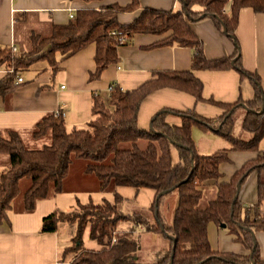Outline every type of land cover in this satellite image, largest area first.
<instances>
[{"label":"trees","instance_id":"trees-1","mask_svg":"<svg viewBox=\"0 0 264 264\" xmlns=\"http://www.w3.org/2000/svg\"><path fill=\"white\" fill-rule=\"evenodd\" d=\"M243 7L264 13V0H183L177 10L142 7L139 0H128L124 5L113 1L96 8L77 9L67 23L55 25L47 37L33 35V46L27 52L15 53L11 47L0 46V65L8 68L0 79V96L13 90L18 71L34 60L47 61L56 70L58 61L92 42L95 69L91 78L118 60L117 46L127 43L135 33L162 36L150 46L176 44L193 52L189 69L156 70L152 78L133 89L113 84L106 98L94 94L91 118L84 127L67 130L61 111L43 117L33 135L41 137L50 132V144L27 149L15 130L0 134V153L9 158L8 165L0 170V220L7 218L19 193L21 178L30 181L23 192L22 204L25 210H31L35 201L47 197L51 190L62 191L73 160L82 159L84 173L96 178L99 190H113L117 185L135 190L147 187L154 190V198L147 208L127 210L120 207L124 198L113 191L111 200L78 202L69 210L56 209L43 216L41 232L60 228L69 231L70 243L61 255L63 264H264V256L253 237L256 231L264 232V213L259 207L264 200V181L258 178L253 217L238 199L237 189L250 172L264 170V151L259 150V141L264 137V91L258 74L242 66L235 36L238 13ZM139 8L130 21L117 19L118 13ZM201 14L211 17L218 30L234 41L231 56L204 55L202 41L190 26V21L200 19ZM113 30L124 34L126 40L120 43ZM229 67H234L240 78L249 79L254 90L251 99L220 102L208 98L224 109L217 118L201 116L195 109L167 107L155 113L151 128L137 126L140 103L152 91L172 87L190 93L197 101L203 100L202 83L193 70ZM238 109L243 110L242 131L236 133ZM193 126L215 131L228 141L229 147L209 154L197 152L191 135ZM140 141H144L143 146ZM227 150H255L257 155L245 161L228 181L219 182L218 164L227 160ZM208 179L216 180V198L199 208L198 187ZM172 186L170 191L158 195ZM170 195H175L176 200L170 219H166L162 205ZM209 222L225 223L246 253L213 250L207 235ZM87 226L88 237L99 248L83 245L82 235ZM138 230L156 235L158 246H142Z\"/></svg>","mask_w":264,"mask_h":264},{"label":"crops","instance_id":"crops-1","mask_svg":"<svg viewBox=\"0 0 264 264\" xmlns=\"http://www.w3.org/2000/svg\"><path fill=\"white\" fill-rule=\"evenodd\" d=\"M118 1L124 5L128 0H0V46L14 47L15 53L31 50L32 36L47 37L55 25L65 24L84 7H98ZM142 7L177 10L182 7L183 0H139ZM225 10V9H224ZM140 8L135 11H124L117 14L120 22H128L135 17ZM200 19L190 21V26L201 39L203 53L207 58L231 56L235 43L218 30L211 17L201 14ZM242 66L258 74L264 91V13L255 12L250 7H243L238 13L235 29ZM162 36L151 33H135L125 44L117 46L118 60L110 63L100 74L91 78L95 69V44L92 42L72 55L58 61L57 69L44 60H34L27 68L18 71L17 77L22 78L15 87L4 96H0V134L7 130H15L20 135L26 148H40L50 144L52 137L48 132L41 137H35L33 131L43 117L61 111L65 128L84 127L91 118L92 97L98 93L104 98L108 95V86L118 84L122 89H133L142 82L153 77V72L160 69L186 70L190 68L192 49L180 45L150 46ZM234 60V59H233ZM8 68L0 65V79ZM193 74L201 81V96L197 101L193 95L172 87H162L152 91L140 103L137 114V126L148 129L152 117L163 108L179 110L195 109L206 118H217L224 109L208 101L213 98L220 102H234L238 98L244 100L253 97V86L248 78H240L234 67L220 70L196 69ZM16 77V78H17ZM241 111V110H239ZM241 113L237 114L236 133L240 131ZM170 120H177L170 117ZM194 147L197 152L209 154L229 147L228 141L212 130H203L193 126L191 131ZM259 150L264 151V137L259 141ZM227 160L218 164L220 177L217 181L226 182L245 161L257 155L255 150H227ZM6 153H0V170L8 165ZM83 164H78L77 175L74 169L64 180L60 192L50 191L49 195L35 201L31 210H25L22 204L23 192L28 188V178L19 181V193L13 199L7 218L0 220V264H63L61 255L63 248L70 240L67 228L53 232H41L42 217L50 212L69 210L79 201L80 191L68 189L70 179L89 180L92 178L83 171ZM258 178L264 181V170L250 172L238 187V199L250 217H253V207L257 203ZM201 196L198 207L203 208L209 201L216 198V180L203 181L199 187ZM97 190L98 184H97ZM76 191V192H75ZM81 191L89 192V189ZM113 198V191L124 198L123 204H130L127 210L147 208L153 198L154 190L142 187L135 190L131 186L117 185L113 190H107ZM105 198L102 197L101 200ZM169 199V198H168ZM175 196L167 202L163 212L170 219L175 204ZM90 201V200H89ZM264 213V200L259 206ZM169 209V210H168ZM261 231L254 233L260 243ZM263 232V231H262ZM141 245L148 239L147 232L137 231ZM207 235L213 250L234 253H246L242 244L235 240L224 227L209 222ZM153 239V238H149ZM83 245L87 248H99V245L88 237V226L82 235ZM261 241V242H262ZM143 242V243H142ZM261 246V243L259 244ZM264 256V254H262Z\"/></svg>","mask_w":264,"mask_h":264},{"label":"rangeland","instance_id":"rangeland-1","mask_svg":"<svg viewBox=\"0 0 264 264\" xmlns=\"http://www.w3.org/2000/svg\"><path fill=\"white\" fill-rule=\"evenodd\" d=\"M239 110H241L242 111V109H238L237 111H236V116H237V114L239 113H241V111H239ZM238 122H236V124H237ZM242 130H240V132H241ZM23 144V143H22ZM141 146H143L144 145V141H140V143H139ZM24 146V145H23ZM26 148V147H25ZM27 149H30V148H27ZM84 161L82 160V159H74L73 160V162H72V164H71V168H73L74 169V174H76L77 175V170H78V168H77V166H78V164H79V166H80V164H82ZM81 167V166H80ZM88 176L90 177V178H92V180H93V183L91 182V181H89V180H83V179H77V178H73V179H70V181H69V184H68V186H67V188L68 189H72V191H73V189H76V191H80L79 193H78V195H77V197H78V199H79V201H80V203H85V202H87V201H89V200H91V201H93V202H100L101 201V198L102 197H105V198H107V199H112L111 198V194H110V192L109 191H107V190H105V191H98L97 190V180H96V178L93 176V175H90V174H88ZM84 188H86V189H89V192H84V191H81L82 189H84ZM75 191V192H76ZM173 196H175V195H170V196H168V197H166L165 199H164V201H163V205H162V212H164L166 209V204H165V202H167V200H169V202L171 201V199L173 198ZM169 198V199H168ZM129 205L130 204H121V206L120 207H122L123 209L125 208H128L129 207ZM169 209H171L172 210V208H171V205H170V208ZM168 209V210H169ZM168 213V211L166 210V214ZM164 214V213H163ZM164 217L166 218V216L164 215ZM261 233V236H260V238H263L264 237V232H260ZM149 235H147L148 237V239H144L143 240V244H142V246H144V247H147V248H154V246H158V242H159V239H158V237L156 236V235H154V234H150V233H148ZM149 238H153V239H149ZM260 240V243H261V246H259L260 247V252H261V254H264V242L261 240V239H259ZM262 241V242H261ZM70 243V240H68L67 242H66V244H69ZM259 243V244H260Z\"/></svg>","mask_w":264,"mask_h":264},{"label":"built area","instance_id":"built-area-1","mask_svg":"<svg viewBox=\"0 0 264 264\" xmlns=\"http://www.w3.org/2000/svg\"><path fill=\"white\" fill-rule=\"evenodd\" d=\"M112 34H116V35L119 36L118 39H119V42H120V43H121V42H124V41L126 40L125 35L122 34V33H120L119 31L113 30V31H112ZM12 49L14 50V47H13ZM16 80H17V82H19V81L22 80V78H21L20 76H18V77L16 78ZM112 87H113V84H110V85L108 86V91H109ZM56 112H58V111H56ZM112 242H115V239H114V238L112 239Z\"/></svg>","mask_w":264,"mask_h":264},{"label":"water","instance_id":"water-1","mask_svg":"<svg viewBox=\"0 0 264 264\" xmlns=\"http://www.w3.org/2000/svg\"><path fill=\"white\" fill-rule=\"evenodd\" d=\"M242 106L245 107V105H242ZM149 128H151V121H150V123H149ZM192 156H193V155L191 154V158H192ZM239 184H240V183H238L237 189H238V187H239ZM172 188H173V186L170 187V188H168V189H166V190L160 191V192L158 193V195H161V194H163V193H166L167 191H170ZM220 226H221V227H224V226H225V223H221ZM169 236H170V238H172V239L174 240V237H173V236H171V235H169ZM253 237L255 238L254 233H253ZM171 255H172V254H171ZM169 264H171V263H169Z\"/></svg>","mask_w":264,"mask_h":264}]
</instances>
